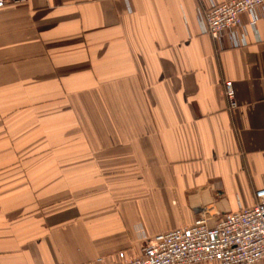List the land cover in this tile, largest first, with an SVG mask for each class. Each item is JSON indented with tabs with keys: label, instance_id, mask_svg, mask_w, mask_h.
I'll return each instance as SVG.
<instances>
[{
	"label": "crops",
	"instance_id": "0c3cea01",
	"mask_svg": "<svg viewBox=\"0 0 264 264\" xmlns=\"http://www.w3.org/2000/svg\"><path fill=\"white\" fill-rule=\"evenodd\" d=\"M217 2L0 7V264H112L256 202L264 7L214 41Z\"/></svg>",
	"mask_w": 264,
	"mask_h": 264
},
{
	"label": "built area",
	"instance_id": "2783aa9c",
	"mask_svg": "<svg viewBox=\"0 0 264 264\" xmlns=\"http://www.w3.org/2000/svg\"><path fill=\"white\" fill-rule=\"evenodd\" d=\"M26 0H0L23 3ZM264 7V0H218L203 12L206 32L218 40L241 26L242 15ZM228 110L237 107L233 83L223 81ZM256 202L216 217L201 215L192 223L155 234L141 253L112 264H255L264 260V187L254 191ZM102 261V259H98Z\"/></svg>",
	"mask_w": 264,
	"mask_h": 264
}]
</instances>
